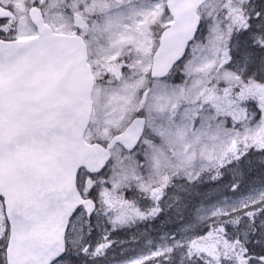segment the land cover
Wrapping results in <instances>:
<instances>
[{
  "label": "snow or ice",
  "instance_id": "6c2138e0",
  "mask_svg": "<svg viewBox=\"0 0 264 264\" xmlns=\"http://www.w3.org/2000/svg\"><path fill=\"white\" fill-rule=\"evenodd\" d=\"M0 264H264V0H0Z\"/></svg>",
  "mask_w": 264,
  "mask_h": 264
}]
</instances>
